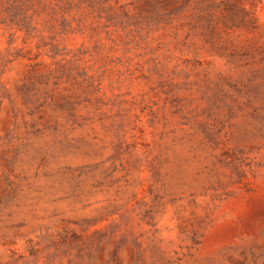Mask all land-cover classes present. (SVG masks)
<instances>
[{"label":"rangeland","instance_id":"374dc122","mask_svg":"<svg viewBox=\"0 0 264 264\" xmlns=\"http://www.w3.org/2000/svg\"><path fill=\"white\" fill-rule=\"evenodd\" d=\"M0 264H264V0H0Z\"/></svg>","mask_w":264,"mask_h":264}]
</instances>
